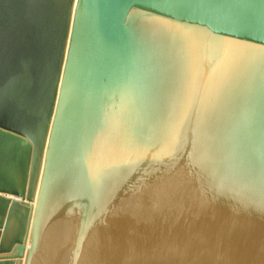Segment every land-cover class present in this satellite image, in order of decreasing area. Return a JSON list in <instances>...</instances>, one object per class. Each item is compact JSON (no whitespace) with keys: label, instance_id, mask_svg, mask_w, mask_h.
I'll list each match as a JSON object with an SVG mask.
<instances>
[{"label":"water","instance_id":"obj_1","mask_svg":"<svg viewBox=\"0 0 264 264\" xmlns=\"http://www.w3.org/2000/svg\"><path fill=\"white\" fill-rule=\"evenodd\" d=\"M0 264H264V0H0Z\"/></svg>","mask_w":264,"mask_h":264}]
</instances>
